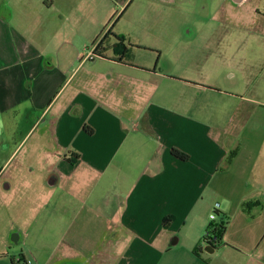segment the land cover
<instances>
[{"label": "crops", "instance_id": "0c3cea01", "mask_svg": "<svg viewBox=\"0 0 264 264\" xmlns=\"http://www.w3.org/2000/svg\"><path fill=\"white\" fill-rule=\"evenodd\" d=\"M134 1L0 0V258L264 264V47L95 56Z\"/></svg>", "mask_w": 264, "mask_h": 264}, {"label": "rangeland", "instance_id": "374dc122", "mask_svg": "<svg viewBox=\"0 0 264 264\" xmlns=\"http://www.w3.org/2000/svg\"><path fill=\"white\" fill-rule=\"evenodd\" d=\"M223 1L181 0L166 9L152 4L153 9L143 12L138 6L140 0H135L131 9L134 11L137 7L140 26L138 30L131 26L127 18L132 13L129 10L120 22L126 29L123 36L129 47H188L190 50V47H264V0H247L241 7L234 6L227 19L217 18V24L212 15L222 8ZM113 42L115 39L110 37L108 43ZM136 49L132 48L131 52L135 54ZM149 51L139 52L146 61L150 60ZM214 222L217 223L218 219ZM28 253L26 260L9 255L0 258V264H39L30 255L31 251Z\"/></svg>", "mask_w": 264, "mask_h": 264}, {"label": "trees", "instance_id": "16d2710c", "mask_svg": "<svg viewBox=\"0 0 264 264\" xmlns=\"http://www.w3.org/2000/svg\"><path fill=\"white\" fill-rule=\"evenodd\" d=\"M110 37L115 39V42H113L112 45L108 43V40ZM129 46L130 44L126 42V39L124 36L115 35L108 31L100 39L98 38L96 40L93 54L97 57L104 58L105 54L111 51L116 61L118 62L129 61L131 59V49L134 48V47H129ZM88 131L89 133L91 132L90 130ZM171 154L178 160H181V161L187 160V156L183 155L177 150H172ZM235 154H236L235 151L231 152L228 155L227 161L229 162L235 156ZM217 219H218V222L217 223L214 222L212 224V228L210 232L212 238L215 239V242L213 243L214 245H217L220 243L222 234L224 233L226 229V222L222 220L221 218H219L218 213H217ZM168 222H169V219H166L164 223L167 224Z\"/></svg>", "mask_w": 264, "mask_h": 264}, {"label": "built area", "instance_id": "2783aa9c", "mask_svg": "<svg viewBox=\"0 0 264 264\" xmlns=\"http://www.w3.org/2000/svg\"><path fill=\"white\" fill-rule=\"evenodd\" d=\"M218 207H219V205L218 204H215L214 205V210H213V212L211 213V215L209 216V219H210V221H215L216 220V218H217V210H218ZM211 231H206L205 232V234H204V236H203V241L205 242V243H207V244H213L214 242H215V239L214 238H212V236H211V233H210ZM214 245V244H213Z\"/></svg>", "mask_w": 264, "mask_h": 264}]
</instances>
